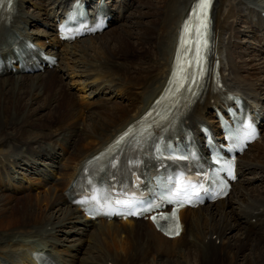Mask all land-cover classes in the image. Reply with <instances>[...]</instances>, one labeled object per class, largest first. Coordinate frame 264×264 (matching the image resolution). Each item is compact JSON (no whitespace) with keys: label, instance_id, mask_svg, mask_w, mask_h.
Returning <instances> with one entry per match:
<instances>
[{"label":"bare ground","instance_id":"obj_1","mask_svg":"<svg viewBox=\"0 0 264 264\" xmlns=\"http://www.w3.org/2000/svg\"><path fill=\"white\" fill-rule=\"evenodd\" d=\"M67 1L18 0L11 25L48 39L55 10ZM192 1L110 0L108 32L57 43L60 64L45 74L0 78V264H33L34 249L55 252L63 264H264V129L240 158L234 190L183 211L178 238L163 237L145 220L91 221L62 194L84 158L161 91ZM263 8L264 0H215L212 50L224 87L264 108ZM212 97L200 98L190 117H209Z\"/></svg>","mask_w":264,"mask_h":264},{"label":"snow or ice","instance_id":"obj_2","mask_svg":"<svg viewBox=\"0 0 264 264\" xmlns=\"http://www.w3.org/2000/svg\"><path fill=\"white\" fill-rule=\"evenodd\" d=\"M208 6V0H197L196 4V9H195V14L199 17L200 13L205 14L204 20L201 21V25L206 27V9ZM189 28V25L185 26V31H187ZM145 211H148V209H145ZM135 214V213H133ZM154 220L156 219L155 217L153 218ZM177 234H178V225H177Z\"/></svg>","mask_w":264,"mask_h":264},{"label":"rangeland","instance_id":"obj_3","mask_svg":"<svg viewBox=\"0 0 264 264\" xmlns=\"http://www.w3.org/2000/svg\"><path fill=\"white\" fill-rule=\"evenodd\" d=\"M165 13V10H163V14ZM129 21V20H128ZM243 26H245V24H242ZM119 28V27H118ZM107 32H108V29H107ZM52 77L55 79V80H53V82H54V84H53V82L52 83H50L49 85H50V89H53L54 88V85H56V83L57 82H55L56 80H57V77L55 76V75H52ZM53 84V86H51ZM47 85H48V81H47ZM52 87V88H51ZM75 90H77V87L76 86H74V88H73V91H75ZM89 94V91L86 93V95H88ZM64 98H66V96L64 95ZM33 197V196H32ZM31 197V198H32ZM34 198V197H33ZM9 214H11V213H14L15 212V214H18V215H21L22 216V213L23 212H20L19 211V209H17V210H13L12 208H9ZM24 219H25V216H24ZM210 224V223H209Z\"/></svg>","mask_w":264,"mask_h":264}]
</instances>
